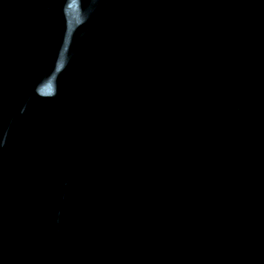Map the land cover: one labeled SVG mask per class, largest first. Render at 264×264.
I'll list each match as a JSON object with an SVG mask.
<instances>
[{"label": "water", "instance_id": "1", "mask_svg": "<svg viewBox=\"0 0 264 264\" xmlns=\"http://www.w3.org/2000/svg\"><path fill=\"white\" fill-rule=\"evenodd\" d=\"M0 264H264V0H0Z\"/></svg>", "mask_w": 264, "mask_h": 264}]
</instances>
